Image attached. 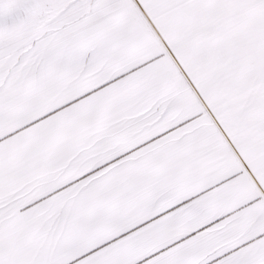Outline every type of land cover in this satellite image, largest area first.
<instances>
[{
    "label": "snow or ice",
    "instance_id": "6c2138e0",
    "mask_svg": "<svg viewBox=\"0 0 264 264\" xmlns=\"http://www.w3.org/2000/svg\"><path fill=\"white\" fill-rule=\"evenodd\" d=\"M0 264H264V0H0Z\"/></svg>",
    "mask_w": 264,
    "mask_h": 264
}]
</instances>
